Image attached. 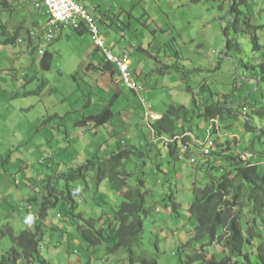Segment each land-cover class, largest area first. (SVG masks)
Returning <instances> with one entry per match:
<instances>
[{
  "label": "rangeland",
  "instance_id": "374dc122",
  "mask_svg": "<svg viewBox=\"0 0 264 264\" xmlns=\"http://www.w3.org/2000/svg\"><path fill=\"white\" fill-rule=\"evenodd\" d=\"M7 1L0 0V45L15 31L20 39L0 46V259L13 246L11 237L2 235L3 228L10 226L18 235L39 225L43 230L41 255L48 264H130L126 251L109 254L105 245H89L78 231V226L88 227L82 219L61 216V191L66 188L65 181L57 178L58 173L94 155L111 154L124 142L138 150L126 163L129 184L144 179L146 205L151 209L142 239L146 255L159 264H188L187 256L199 248L190 241L198 224L189 214L195 199L193 188L211 183L221 170L213 167L216 156L198 154L192 164L185 157L172 158L161 145L153 147L141 98L152 104L153 113H162L171 104L188 106L195 114L181 129L202 139L208 122L196 115L199 109L207 102L231 101L237 115L220 122L221 135L216 130L213 138L220 144L232 138L231 154L252 150L255 157L251 161L263 168L260 140L264 137L259 135L264 131V116L254 109L264 106V0L240 4L242 15L262 26L252 31L260 50H254L252 35L230 30L241 52L225 48L231 0H75L95 17L105 46L115 54L128 49L131 70L143 87L141 96L112 71L98 70L105 65V56L90 32L78 34L64 27L53 42L43 46L53 54L50 68L44 69L43 54L35 49L36 27L30 37L37 43L30 45L27 37L34 22L37 29L47 22L44 9H36L32 0ZM107 106L113 116L104 125H78ZM244 107L247 111L243 112ZM224 132L234 135L229 138ZM53 185L60 202L45 218H34ZM71 188L77 191L76 213L98 220L97 228L104 225V218L113 219L123 200L109 179L97 182L95 171ZM242 213L246 229L252 216L247 208ZM257 230L264 237V227ZM207 249L224 255L217 243ZM247 251L254 264H262L255 250Z\"/></svg>",
  "mask_w": 264,
  "mask_h": 264
},
{
  "label": "trees",
  "instance_id": "16d2710c",
  "mask_svg": "<svg viewBox=\"0 0 264 264\" xmlns=\"http://www.w3.org/2000/svg\"><path fill=\"white\" fill-rule=\"evenodd\" d=\"M247 1L231 0L229 10L231 20L230 24L224 28L226 50L241 52L239 42L229 36L231 29L236 35L240 33L252 35V31L262 27L252 24L250 17L242 15L240 4H247ZM74 31L84 34L88 32V29L82 25ZM17 38L18 31H15L5 43L13 44ZM252 40L254 50H260L261 45L258 43L257 35H252ZM52 58L53 54L45 51L41 58V66L49 69ZM105 67L114 71L112 65L108 64L106 56ZM262 69L264 71V64ZM261 79L264 80V76ZM254 111L259 116H264V106ZM193 114L194 112L192 113L186 105L171 104L165 109L162 117L153 122L152 127L158 135L175 136L184 131L181 127L191 120L190 117ZM236 115L229 101L207 102L197 114L205 121L218 117L222 122ZM112 116L113 112L110 106H107L99 113L84 118L78 122V125L87 126L93 122V128H96L110 121ZM247 128L249 129L248 125ZM114 135L118 136L117 133ZM259 137H264V131ZM260 141L264 144V140ZM231 149L229 141L218 145L217 151L207 158L216 156L214 159L216 166L213 167H218L221 175L204 187L194 186L193 188L195 199L189 207V214L197 220L198 224L190 241L197 243L199 248L197 247L195 253L187 256L188 264H254L250 252L247 251L249 248L255 250L258 261L264 264V237L257 230L258 226L264 227V167L261 168L258 162L243 160L238 153L231 154ZM175 150L173 145L169 154L174 156ZM137 151L135 147L124 146L123 142H119L117 150L111 154L104 157L94 155L76 168L58 173L57 178L65 181L66 188L65 191H61L64 212L60 214L63 216L65 213L73 219L80 218L88 225L87 228L78 226V231L89 245L93 247L105 245L109 254L126 251L130 264H159L156 258L146 255L142 245L145 220L151 214V209L146 205L145 181L139 178L134 186H131L128 181L131 173L126 169V163L133 154L138 153ZM223 161L227 164L224 165ZM91 171H95L98 183L109 179L116 190L126 189L122 202L114 211L113 219L104 218V225L101 228L96 227L98 220L85 219L82 214L76 213L77 191L71 188L72 183L86 180ZM48 184L47 188L50 186V183ZM54 191L56 188L53 185V188L48 189L47 195H44L43 202L34 214V218H45L50 208L60 202V197L54 195ZM243 208H247L248 214L252 216V220H247L246 229L242 222ZM178 209V205L175 204L176 215ZM35 228V230L23 229L18 235L10 226L3 228L2 235L10 236L13 246L6 255L1 257L0 264H32L38 260L48 264L41 255L43 230L39 225ZM215 243L222 245L223 256L208 251L207 248Z\"/></svg>",
  "mask_w": 264,
  "mask_h": 264
},
{
  "label": "built area",
  "instance_id": "2783aa9c",
  "mask_svg": "<svg viewBox=\"0 0 264 264\" xmlns=\"http://www.w3.org/2000/svg\"><path fill=\"white\" fill-rule=\"evenodd\" d=\"M32 3L37 9L43 8L47 15V22L40 29L36 27L38 50L40 53L43 52L44 43L53 41L62 28L71 27L77 29L85 25L92 34L95 44L103 49L108 61L114 65L120 81L137 93L142 91V86L137 83L130 69L131 60L129 51L116 55L105 46L95 17L84 6L75 0H32ZM142 102L146 108H150L145 98H142ZM213 147L214 142L207 141L206 150H202V152L209 153ZM184 149H189V143L184 146ZM191 162H195L194 157L191 158Z\"/></svg>",
  "mask_w": 264,
  "mask_h": 264
},
{
  "label": "clouds",
  "instance_id": "9594fccd",
  "mask_svg": "<svg viewBox=\"0 0 264 264\" xmlns=\"http://www.w3.org/2000/svg\"><path fill=\"white\" fill-rule=\"evenodd\" d=\"M4 2H6V3H9L7 0H4ZM3 3V2H2ZM78 3V2H77ZM10 6V5H9ZM37 9V8H36ZM45 13V12H44ZM34 27H38V24L36 23V22H34L32 25H31V27L28 29V31H27V33H28V39H29V44L30 45H34L35 43H37V41H35V40H32L31 39V37H30V31L34 28ZM82 27V26H81ZM78 29V28H77ZM88 29V28H87ZM73 30H75V28H73ZM62 31H63V28L61 29V31L59 32V33H62ZM88 32H90L89 31V29H88ZM59 33H58V35H59ZM101 34V33H100ZM58 35L55 37V39L58 37ZM102 37V36H101ZM103 38V37H102ZM18 39H20V37L18 38ZM54 39V40H55ZM53 40V41H54ZM6 41V40H5ZM5 41H3V43H2V45H5L6 43H5ZM53 41H51V42H53ZM17 42H18V40H17ZM17 42H15V43H17ZM31 42H32V44H31ZM15 43H13V44H15ZM48 42H45L44 43V45H46ZM95 43V42H94ZM38 44V43H37ZM2 45H0V46H2ZM96 45V44H95ZM97 46V45H96ZM98 47V46H97ZM99 49H101V50H103L102 48H100V47H98ZM35 49H38V47H37V45L35 46ZM111 50V49H110ZM112 51V50H111ZM125 51H128V49L127 50H125ZM40 52V51H39ZM113 52V51H112ZM124 52V51H123ZM122 52V53H123ZM45 53V51L43 50V52L41 53V54H44ZM103 53H104V51H103ZM122 53H120V54H122ZM115 54V53H114ZM105 55V54H104ZM116 55H119V54H116ZM43 56V55H42ZM107 58V57H106ZM107 61H108V59H107ZM108 64H111L109 61H108ZM112 65V68L114 69V71L112 72L114 75H117V71H116V69H115V67H114V65L113 64H111ZM130 69H131V65H130ZM98 70H100L101 71V73H103V72H105V71H108V70H110V71H112L111 69H107L106 67H105V65H101L100 67H99V69ZM132 71V70H131ZM132 74H133V76H134V78H135V80H136V76H135V74H134V72L132 71ZM137 81V80H136ZM138 83V82H137ZM139 84V83H138ZM140 85V84H139ZM143 88V87H142ZM132 90V89H131ZM143 90V89H142ZM134 93H136L137 95H140L141 96V92L140 93H137L136 91H134V90H132ZM142 99V98H141ZM146 99V98H145ZM147 100V99H146ZM141 102H142V100H141ZM147 102H148V104L150 105V108H146L145 107V105L143 104V102H142V104H143V106H144V109H145V115H146V117H147V120H148V123H149V126L151 127V134L149 135V143L154 147V146H159V145H161V147H163L164 149H167L168 151L171 149V147L173 146V145H175V148H176V150H175V153H174V156H172V158H177V159H179V158H188L189 160H190V162H191V158L192 157H194L195 158V162H191L192 164H195L196 162H197V159H198V154H200L201 156H203V157H205V158H207L208 156H210L214 151H217V148H218V145L220 144L219 142H218V140L217 139H214L213 138V133H216V130H219L218 131V134L219 135H221V133H220V130H221V126H220V124L222 123V121L220 120V118H212V119H210L209 121H206V122H208V125H207V127H206V129H205V138L204 139H202L200 136H197L193 131H191V130H186L185 132L183 131L181 134H177V135H175V136H170V135H165V134H162V135H158L157 134V132L155 131V129L152 127V124H153V122L154 121H156V120H158V119H160L161 117H162V115H163V112L161 113V115L159 114V113H153L152 112V109H153V106H152V104H150L149 103V101L147 100ZM215 102V101H214ZM221 102V101H220ZM224 102V101H223ZM229 102H231V101H229ZM209 103V102H208ZM232 105V103H230V106ZM241 105H238V107H240ZM232 108L234 107L235 108V106L234 105H232L231 106ZM200 110V109H199ZM235 110V109H234ZM244 111H247V107H244V109H243V112ZM194 114H195V112H194ZM198 113H196V115H197ZM221 122V123H220ZM87 126H90V127H94V123L93 122H91L90 124H88ZM218 134H217V137H218ZM223 135L224 136H228L229 138L230 137H232L231 135H234L233 133H231V132H224L223 133ZM234 137V136H233ZM165 139H170V140H172L171 142H169L168 143V145H167V147L165 146V144H166V141H165ZM231 140H232V138H230ZM231 140H228L229 142L231 141ZM207 141H213L214 142V147H213V149H211L210 150V152L209 153H205V152H202V150H201V146H205L206 145V143H207ZM124 143V142H123ZM187 143H190L191 144V146L189 147V149H187V150H185L184 151V146L187 144ZM238 154H240V156L242 157V159L243 160H245V161H251L254 157H255V155H254V152L252 151V150H246V151H243V152H238ZM202 158V157H201ZM18 182V181H17ZM125 190L126 189H123V190H117L119 193H121L122 195L124 194V192H125ZM197 247H199V246H197Z\"/></svg>",
  "mask_w": 264,
  "mask_h": 264
},
{
  "label": "bare ground",
  "instance_id": "6f19581e",
  "mask_svg": "<svg viewBox=\"0 0 264 264\" xmlns=\"http://www.w3.org/2000/svg\"><path fill=\"white\" fill-rule=\"evenodd\" d=\"M214 138H215V136H214ZM165 141H166V144H165V146L167 147V145H168V143L169 142H171L172 140H170V139H165ZM190 144V143H189ZM190 146H191V144H190ZM187 150V149H186ZM201 150H206V145L204 146H201ZM184 151H185V149H184Z\"/></svg>",
  "mask_w": 264,
  "mask_h": 264
},
{
  "label": "crops",
  "instance_id": "0c3cea01",
  "mask_svg": "<svg viewBox=\"0 0 264 264\" xmlns=\"http://www.w3.org/2000/svg\"><path fill=\"white\" fill-rule=\"evenodd\" d=\"M100 66H101V65H100ZM100 66H99V67H100ZM99 67H98V69H99ZM159 114L161 115V113H159Z\"/></svg>",
  "mask_w": 264,
  "mask_h": 264
}]
</instances>
